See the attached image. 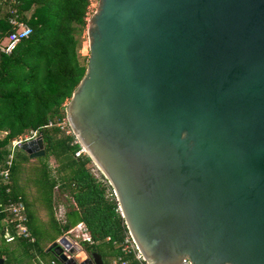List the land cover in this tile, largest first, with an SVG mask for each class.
Listing matches in <instances>:
<instances>
[{
	"label": "water",
	"instance_id": "95a60500",
	"mask_svg": "<svg viewBox=\"0 0 264 264\" xmlns=\"http://www.w3.org/2000/svg\"><path fill=\"white\" fill-rule=\"evenodd\" d=\"M85 31L65 119L145 262L264 264V0H97Z\"/></svg>",
	"mask_w": 264,
	"mask_h": 264
},
{
	"label": "trees",
	"instance_id": "16d2710c",
	"mask_svg": "<svg viewBox=\"0 0 264 264\" xmlns=\"http://www.w3.org/2000/svg\"><path fill=\"white\" fill-rule=\"evenodd\" d=\"M89 5L90 0H0V40L14 30L10 19L30 27L26 38L16 42L8 53L0 52V132L4 133L0 161L9 140L32 129L40 132L45 156L30 163L28 155L17 149L8 192L0 180V201L20 197L33 237L32 242L17 238L19 251L12 250V255L0 250V258L5 256L2 264L7 259L35 264L31 257L21 263L25 248L43 256L48 253L46 247L77 222L86 225L93 241L80 243L86 252H98L104 264H110V258H116L115 264H138L121 251L126 228L106 179L101 173H92L87 166L89 157L83 152L76 154L80 146L73 134L57 125L65 117L64 102L85 70L87 55L79 50ZM48 157L56 164L54 173L46 165ZM55 187L66 190L72 202L63 225L54 216ZM37 203L45 210L44 219L36 215ZM0 243L5 242L0 239Z\"/></svg>",
	"mask_w": 264,
	"mask_h": 264
},
{
	"label": "built area",
	"instance_id": "2783aa9c",
	"mask_svg": "<svg viewBox=\"0 0 264 264\" xmlns=\"http://www.w3.org/2000/svg\"><path fill=\"white\" fill-rule=\"evenodd\" d=\"M90 6L91 0L89 7ZM9 22L15 27L13 31L0 40V52L2 53H8L16 42L26 38L30 33V27L27 24L23 22H16L12 19H10ZM62 121L57 123V125L62 123ZM48 125H50V123L47 124V126ZM38 137H40L39 130L32 129L9 140L8 144L6 145V154L0 161V180L1 183L5 185V192L9 191V173L15 150L20 148L23 143L34 140ZM79 152H84L82 151L81 147L79 151L76 152V154ZM57 207V211L56 208L54 209L55 219L60 225H63L66 222V209H64L62 205H58ZM62 237L63 240L59 244L61 245L65 254H68L67 248H72L74 245L80 246V243L82 242H93L87 227L83 222L75 223L73 226L65 230L63 234L56 240ZM16 238H20L29 242L33 240V237L31 236L27 227L24 205L20 197L8 198L5 202L0 201V239L4 242H11ZM65 239H67L69 242ZM121 251L124 254H130L132 259L136 260L138 264H147L137 250L127 230L125 231L122 239ZM115 263L116 258H114L110 264ZM121 264H123V262H121ZM183 264H189L188 260L183 259Z\"/></svg>",
	"mask_w": 264,
	"mask_h": 264
},
{
	"label": "rangeland",
	"instance_id": "374dc122",
	"mask_svg": "<svg viewBox=\"0 0 264 264\" xmlns=\"http://www.w3.org/2000/svg\"><path fill=\"white\" fill-rule=\"evenodd\" d=\"M96 2H97V0H91V6L89 7V15L91 14V12L94 10V8H95V6H96ZM29 12H30V10L29 11H27L26 13H25V15L26 16H28L29 15ZM89 15L86 17V20H87V18L89 17ZM85 29H86V27H85ZM87 42H88V40H87V36H86V31L84 30V33H83V38H82V42H81V47H80V50H79V53L81 54V55H87L88 54V49H87ZM68 100H69V98H68ZM67 100V101H68ZM67 101H65L64 102V107L66 106V104H67ZM59 128L61 129V130H63L64 132H71V130L70 129H68L69 128V126H68V124H67V121H66V119H65V117H64V119H63V121H62V123H60L59 124ZM72 133V132H71ZM4 133L3 132H0V138H1V136L3 135ZM74 140L76 141V139L74 138ZM19 149V148H18ZM17 150V149H16ZM16 150H15V152H16ZM83 151V150H82ZM14 152V153H15ZM83 153H85V152H83ZM45 156H38V157H35V158H38V159H43ZM30 160H29V162L30 163H33V160H34V158H29ZM46 165H47V167H48V169H49V171L51 172V173H54V170H55V162L53 161V158L52 157H48V158H46ZM87 166L88 167H90V169H91V171H92V173L95 175V176H98L99 174H100V172H99V170H98V168L96 167V165L92 162V161H90V163L89 164H87ZM102 175V174H101ZM26 191H29V189L27 188L26 189ZM70 203H72L71 202V199H70V195L69 194H67V191L66 190H62V189H60L59 187H55L54 189H53V198H52V205H53V209H55L56 208V211H57V206L58 205H62L63 207H64V209H66V210H68L69 209V205H70ZM37 207H36V215H37V217H38V219H44L45 218V210L43 209V207L40 205V204H38L37 203V205H36ZM55 216V215H54ZM61 236V235H60ZM59 236V237H60ZM58 238V237H57ZM56 238V239H57ZM55 239V240H56ZM17 241V240H16ZM16 241H14V242H10V243H0V250H4L6 253H8L9 255H12L13 253H14V251H19V248H18V246H17V242ZM12 250H14V251H12ZM15 252V253H16ZM26 257H24L23 258V260L21 261V263L22 262H26V261H29L30 259L29 258H27L28 256H30V252H27L26 253V255H25ZM44 256H45V263L46 264H49V258H51L52 257V254L51 253H44ZM5 256H2L1 258H4ZM114 258H110L109 259V261L111 262L112 260H113ZM5 264H14V262L11 260V259H7L6 261H5ZM56 264H60L59 262H56Z\"/></svg>",
	"mask_w": 264,
	"mask_h": 264
},
{
	"label": "crops",
	"instance_id": "0c3cea01",
	"mask_svg": "<svg viewBox=\"0 0 264 264\" xmlns=\"http://www.w3.org/2000/svg\"><path fill=\"white\" fill-rule=\"evenodd\" d=\"M17 239V238H16ZM16 239H14L13 241H11V242H14ZM23 240V239H22ZM33 241V240H32ZM31 241V242H32ZM29 242V241H28ZM5 243H10V242H5ZM28 247H26L25 248V250H24V252L26 251V253L27 252H30V256H28V257H31L32 258V260L34 261V263L35 264H46L45 263V256L43 255V256H40L39 254H38V251H36V250H32V249H27ZM20 251H21V249H20ZM50 253V252H49ZM2 261H3V258H2ZM55 261H56V259L52 256L51 258H49V264H56L55 263ZM14 264H17V262H14Z\"/></svg>",
	"mask_w": 264,
	"mask_h": 264
},
{
	"label": "bare ground",
	"instance_id": "6f19581e",
	"mask_svg": "<svg viewBox=\"0 0 264 264\" xmlns=\"http://www.w3.org/2000/svg\"><path fill=\"white\" fill-rule=\"evenodd\" d=\"M65 240H67V239H65ZM68 241V240H67ZM69 242V241H68Z\"/></svg>",
	"mask_w": 264,
	"mask_h": 264
}]
</instances>
